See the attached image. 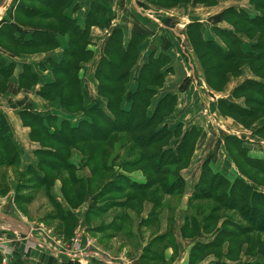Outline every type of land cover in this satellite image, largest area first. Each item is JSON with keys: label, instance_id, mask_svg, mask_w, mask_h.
<instances>
[{"label": "trees", "instance_id": "obj_1", "mask_svg": "<svg viewBox=\"0 0 264 264\" xmlns=\"http://www.w3.org/2000/svg\"><path fill=\"white\" fill-rule=\"evenodd\" d=\"M75 1L13 0V7L7 8L9 15H4L0 22L1 52L4 50L21 55L50 51L58 46V36H69V52L64 61L53 69L58 79L53 86L43 88L41 95L51 98L48 94H54L61 100L66 111L84 112L87 119L77 125L63 122L58 126L57 118L45 119L33 113L25 115L26 124L32 127L31 138L41 146V150L37 152V167H30L25 174H19L24 183L16 187L15 198L17 206L25 208L33 200V196L24 195L25 190H44L52 208L43 217L44 223L57 224L56 230L68 238L67 242L71 241L79 224L75 211L87 201H90L91 206L86 212L84 224L92 233L112 231L107 238L117 237L134 220L129 211L134 213L133 211L138 210V205L145 206L146 203L152 204L153 208L150 219H142L140 225L149 222L154 224L165 206L173 209L171 204H166L167 197L183 200L187 183L182 172L190 167L203 135V130L196 126L185 130L182 124L170 126L167 123L178 105L177 96L166 95L159 101L154 112H150L153 100L163 88L168 75V71H163L169 64L167 56H151L136 76L135 89L130 90L139 49L147 39L146 35L134 34L127 49L122 46L120 33L113 35L106 49V57L100 62L96 72L99 95L107 101L106 110L99 103L90 111L84 109L79 79L81 63L91 55L86 50L90 31L99 24V18L106 14L107 8L101 2H92L87 25L80 29L64 16L65 9L73 7ZM146 1L163 8L187 2ZM213 2L214 0H196V3ZM250 4L257 12L254 16L236 10L228 14L227 21L234 30L221 32L227 49L200 39L197 26L189 27L188 34L212 90L224 91L231 78L242 76L245 66L259 79L248 80L232 92L234 99H243V105L223 101L216 107L222 116L231 118L243 129L252 131L257 139L264 141V0H251ZM11 7L15 11L12 16ZM24 28L36 30L30 39L26 38ZM239 35L254 42L252 52L242 50L243 42ZM14 69L15 66L8 64L0 54V92L7 91ZM27 74L30 73L25 75ZM35 83L36 79L32 77V82L27 87L31 88ZM125 103L129 104L128 110L124 108ZM118 140L121 142L115 145ZM127 144L132 147L127 155L140 152L138 158H128L134 159L133 161H124V149H129ZM116 146L117 153L112 155L111 151ZM224 147L228 160L236 165L237 172L234 178L214 172L210 159L202 165L199 182L189 201L190 213L180 229L183 239L195 241L188 264H202L210 256L216 258L210 264H264V242L256 244L254 241L248 246L244 242L252 234H264V193L258 190L264 188V182L258 179L264 178V157L252 156L245 141L234 136H224ZM76 149L86 154L85 158H79L78 164H74L71 159ZM19 165L20 154L13 144L11 127L0 113V168ZM135 165L143 168L140 172L146 177V183L132 180L130 175L133 172H123ZM103 173L107 174L106 179L100 177ZM109 175L114 177L110 179L104 192H97L96 185L100 186L101 182L109 180ZM27 176L32 179L25 181ZM118 178L126 186L117 184ZM56 181L62 184V199L66 207L51 193ZM204 201L215 203L217 208L210 209L206 214H203L202 206L194 208L195 204ZM114 210L118 213L122 210V214L113 216L110 224L102 228L92 226L95 220ZM140 212L137 216L141 215ZM225 212L231 216L223 221L220 214ZM232 214L240 216L242 223L233 221ZM173 219L175 218H172L171 224L174 225ZM221 221L223 222L219 226ZM228 227L240 230V233L233 232ZM166 238V234L159 236L153 240L154 244H158L160 248V245L166 243ZM239 249L245 251L246 256L260 259L243 263L242 257L235 253ZM63 261L64 264H76L66 258ZM56 262L52 260L51 264ZM15 264L25 263L18 261Z\"/></svg>", "mask_w": 264, "mask_h": 264}, {"label": "crops", "instance_id": "obj_2", "mask_svg": "<svg viewBox=\"0 0 264 264\" xmlns=\"http://www.w3.org/2000/svg\"><path fill=\"white\" fill-rule=\"evenodd\" d=\"M94 1L103 3L107 8V12L99 18V24L92 27L89 34V44L86 49L91 55L87 61L81 63L79 79L84 109L90 111L99 103L102 109L106 110L107 101L99 95V82L96 78V72L100 62L106 57V49L113 35L117 32L120 33L121 43L125 49L128 48L134 34L146 35L147 39H145L139 49V59L137 66L133 70L129 87H136V76L139 70L147 64L151 56H167L169 64L163 71H168V75L163 88L159 90L153 100L150 112H154L159 101L166 95L177 96L178 105L174 115L167 120V123L170 126L182 124L185 130L189 129L190 126H196L203 130V135L197 144L191 165L182 172V176L187 183L185 196L179 208L175 206H173V209L166 208L168 212L166 214L161 212L156 223L145 226L139 225V222L134 228L133 226L129 228L126 226L122 233L111 240L126 239L123 242L125 243L123 244L125 251L120 255L100 251L98 239L89 238L88 236L90 235L86 234L88 229L84 224V220L86 212L91 206L90 201H87L75 211L79 224L73 238L84 231L86 236H79L82 237L81 239L84 243L87 241V248L90 249L92 247V249H86L87 251H85L89 253V257L87 255V257L82 259L74 260L71 258L74 257L71 255L73 248L64 249L59 248L58 245L56 246L55 243L58 240L53 238L52 233L47 228L35 224L32 221L33 219L28 220L26 215L18 211V206L15 202L17 186H13L7 180V176L4 173H0V194L3 196L8 195L4 202H0V237L3 236L5 238L4 243L0 245V264H15L18 261H23L25 264H51L52 260H56V264H64L63 260L65 258L76 264H188L190 251L195 241L194 239H183L180 229L190 213L189 201L199 182L204 162L210 159L214 172L230 178L235 177L237 172L236 165L228 160L224 147V136H234L244 140L245 144L250 148L252 156L258 155L257 153H264V150L255 149L256 146L263 145L264 141L257 139L252 131L243 129L231 118L222 116L216 107L219 102L223 101L230 104L243 105V99H234L232 92L248 80L257 81L259 79L246 66L247 68L244 67L242 69V76L231 78L224 91L216 92L212 90L206 81L204 70L192 47L188 34L189 27L197 26L201 34L200 39L227 49L221 32L234 30L231 23L227 21V16L233 10L245 11L252 16L256 15L257 12L250 4L251 0H214L213 3H196V0H187L186 3L171 8L159 7L146 0H76L73 7L65 9L64 16L76 23L80 29H84L87 25L90 5ZM129 8L134 10L129 11ZM7 11L4 15H9ZM14 14L15 11L13 10L10 16ZM145 14H148V16ZM23 31L27 34L26 38L30 39L31 34L36 30L24 28ZM239 37L243 42L242 50L246 53L252 52L254 42H251L244 35H239ZM194 38L197 39L196 37ZM57 41L58 46L55 49L32 54L23 53L17 55L4 50L1 52L0 49V54L4 60L8 64L15 66L14 73L9 79L7 91L0 92V113L5 116L11 127L13 144L17 147L20 154V165L12 167L19 171V174H25L30 167H37L39 164L37 152L41 150V146L31 138L32 127L25 122L24 117L26 114L33 113L45 119L57 118L58 126L63 122L77 125L87 119L84 112L69 113L66 111L61 105V100L56 98L54 94H48L51 98L41 95L43 88L51 87L57 81L58 78L53 73L54 66L61 64L65 55L69 52L68 35L58 36ZM183 47L187 52L182 51ZM179 63H184L189 68H186L185 71L182 66L178 67ZM26 73L30 74L25 75ZM32 77L36 79V83L31 88H28L27 86L32 82ZM230 86L232 87L230 88ZM192 88L191 93H194V96L197 97V101L200 102V111L202 110V113H199L202 116L199 117L197 114L192 117L191 105H188L192 104V97L188 95L186 99L181 98L184 96L183 92H187ZM200 92L208 97L211 104V112L214 113L215 118L219 121L221 120L220 122L225 121L231 124L228 126L229 132L226 130V132L220 131L218 132L219 134H216L215 131L212 132L213 129H206L203 123H199L201 118H205L204 107L198 96ZM124 108L128 110L129 104L125 103ZM185 120H196L197 123L188 124L189 121L186 122ZM257 141L260 142L258 143ZM199 152L202 153V160L198 163L197 155ZM79 160V157L76 156V160H73V163L78 164ZM131 176L138 180L144 179L142 173H133ZM30 178L32 179V177L27 176L24 179L29 181ZM61 185L60 181H56L51 193L57 201L66 207L62 199ZM31 194L33 195V200L28 204L31 206L36 201L38 194H44L46 199L48 198L44 190L24 192L25 196ZM9 203L11 205H8ZM149 208L150 206L145 207V213L148 214L150 212ZM30 209L29 207V211ZM173 210H175L174 213ZM29 211L28 214L30 215ZM131 216L134 219L132 214ZM110 217H112V212H110ZM172 218H175L173 219L174 225L171 224ZM112 220L113 217L109 219L107 224H110ZM141 230H146V241L140 239ZM165 234L167 236L166 243L163 246L160 245L159 248V245L154 244L153 240ZM102 237L105 240L109 239L105 233L102 234ZM90 240L94 241L95 244L91 245ZM136 240L138 241L136 242ZM83 246L85 248L83 244H81L80 248H83ZM57 247L59 249H56ZM54 251L58 252L55 256L52 255ZM81 252L83 253L82 250ZM60 254L64 256H60ZM142 255L144 257H141ZM259 259L248 257L242 262L252 263Z\"/></svg>", "mask_w": 264, "mask_h": 264}, {"label": "rangeland", "instance_id": "obj_3", "mask_svg": "<svg viewBox=\"0 0 264 264\" xmlns=\"http://www.w3.org/2000/svg\"><path fill=\"white\" fill-rule=\"evenodd\" d=\"M12 2H13V0H8L6 6L0 12V18L4 16L7 8H9L10 6L13 7L14 3H12ZM11 10H13V8ZM130 10H134V9L129 8V11ZM138 11H141V10H138ZM148 14H150V13H148ZM148 14H145V15L148 16ZM246 29L247 28L244 29V32H246L245 31ZM182 51L183 52H187L184 47H183ZM181 59H182V57H181ZM179 66H182L183 68H185V71H186V68L187 69L189 68V66H187V65L185 66L184 63L183 64L179 63L178 64V67ZM231 87L232 86H230V88ZM134 89H135V86L130 87V90H134ZM192 90H193V88L190 89L187 92H183L184 93V96L181 97V98L186 99V98H188L187 97L188 95L192 97V101H193L192 104H188V105H191L190 111H192V114H193L192 117L195 116L194 114H197L198 117H199V116H202V114L199 115V113L202 111V110L200 111V108H199L200 107V102L197 101V97L194 96V93H191ZM198 96L200 98V101H201L202 106L204 107L203 109H204V113H205V116L203 115L205 118H201L200 121H199V123H203V126L206 129H213L212 132L215 131L216 134L218 132H220V131L221 132H226V130L229 132L230 129H229L228 126H230L231 124L230 123H226L225 121L220 122L221 120L219 121V120H217L215 118L214 113L211 112V104L209 103L208 97L205 96L202 92H200ZM185 121L188 122L189 120H185ZM194 123H197L196 120H191V121L188 122V124H194ZM209 131H211V130H209ZM121 139H123V138H121ZM120 140H118L115 145H118L121 142ZM129 142H130V140H129ZM127 145L129 146V149H124V152H126V157L124 156V161L125 160L133 161L134 159H128V158H132V157L138 158L139 155H140V152L137 153V154L135 152L132 156L127 155L131 151V148H132V147H130V144H127ZM261 146H256L255 149H257V150H264V144L263 145L261 144ZM117 150H118L117 149V146L114 147L112 149V151H111V154L112 155H115L117 153ZM257 154H258L257 156L264 157V153H257ZM76 156L79 157V158H85L86 157V154L83 153V152H81V151H79L78 149H76L75 150V155L73 154V156H71V159L72 160H76ZM201 158H202V153L199 152V154L197 155V162L198 163H199L200 160H202ZM84 164H86V163H84ZM119 165L121 166L122 163H120ZM119 165H117V170H119V168H120ZM142 169L143 168H140L139 166L135 165V166H132L131 168H129L128 170H124L123 172H127L129 174L131 172H133V173H141L140 171ZM86 171H87V169H86ZM0 173H4L7 176V180H9L10 183L13 186H18L21 183H24V180H21V177L19 178V171H17L16 169H14L12 167H3L0 170ZM117 173H119V172H117ZM100 177L101 178L103 177V179H106L108 176H107L106 173H103V174H101ZM113 177L114 176L109 175V180H107L106 182L105 181L101 182L100 183V186L96 185L97 186V188H96L97 192H100V191L104 192L106 186L110 183V179L113 178ZM130 178L132 180H135V182L141 183V184H144L147 181L145 176H144V179H142V180H138L137 178H133L131 175H130ZM258 179H259L260 182H264V178L263 179L262 178H258ZM117 181H118L117 184L126 186L125 185L126 183L124 181H122L121 179L118 178ZM129 181H131V180H129ZM19 188H22V187H19ZM258 190L260 192H263L264 193V188L261 187V189H258ZM26 191H29V190H25V192ZM29 196L32 197L33 195L31 194ZM7 197H8V195L3 196V195L0 194V202H4V200L7 199ZM36 198L37 199H36V201L34 203H32L33 204L32 206L31 205H28V206H25V208H21V207L18 206V211L21 214L26 215L28 220L29 219L30 220L33 219L32 221L35 222V224L40 225L41 227L47 228L50 231V233H52L51 235L53 236V238L58 240V242H57L58 244L55 243V245L56 246L58 245L59 248H64V249H68V248L72 249L73 248L75 250H78L77 251L78 252L77 255H75V252L71 253V255H74V257H71L70 256L72 259H74V260H76V259H82L84 257H87V255L89 257V253L88 252H85V251L91 250L92 247L90 249L87 248V246H88L87 245L88 244L87 241H86V243H84L83 240L81 239L85 235L84 231L80 232V234H78V236L72 238L70 242H67V239L68 238H66L61 232H59V231L56 230L57 224H54V223H52V224L44 223V219H43L44 215L47 214V213H50L52 211V208L49 206L48 200L46 199L45 195L44 194H38ZM166 199H167L166 200V204H168V206H171L172 205V206H175V207H178L179 208L180 205L182 204V200L181 201H178L177 199L168 198V197ZM8 205H11V204L9 203ZM142 205L141 206L138 205V210L137 211H133L134 213H132L131 211H129L134 216V220H133V222L130 225L127 226V228H129L130 226H133V228H134L135 225L137 223L139 224L140 220H142V219L143 220L150 219L149 218V215H150V212H151V210L153 208L152 204L146 203L145 206L144 205L142 206ZM148 206H150V208H149V211L150 212L147 214V213H145V211H143V209H145V207H148ZM197 206H202V208H203V214L208 213V211L210 209L217 208V205L215 203H213V202H210V201H204V202H202L200 204H195V207L194 208H196ZM29 207L31 208L30 211H29ZM117 209H119V208H117ZM165 210H166V206H165L164 209H162L161 212L163 214H166L168 211L166 210V212H165ZM28 211L31 213L30 215H31L32 218L28 214ZM139 212L141 213V215L137 216V214H139ZM120 214H122V210H120L119 213L117 212V210H114L112 212V217L113 216H116V215H120ZM163 214H162V216H163ZM220 215H221V218H222L223 221H224V218L231 216V215H228L226 212L224 214H220ZM112 217H110V211H109L108 213L104 214V216L101 217L100 219L95 220V222H93L92 226H94V227L99 226V227L102 228V226H105L107 224V222H109V219H111ZM164 218H165V215H164ZM161 220H162V218H161ZM232 220L233 221L236 220L237 222L242 223L240 216H238L237 214H232ZM223 221L220 222L219 226H221V224H222ZM149 225H150V222L148 224H146L145 226H149ZM241 225H243V224H241ZM228 228H230V230L233 231V232L240 233V230H236L233 227H228ZM111 232L112 231H107V232H103V233H105L106 235H108ZM86 234L90 235V236H88L89 238L92 237V238H97L98 239L100 245L99 246L97 245V246L99 247V250L100 251H105L107 253H113V255H120L122 252L125 251L123 249V244H125V243H123V242H125L126 239H124V238H118L119 240H117V241H115V240L111 241L112 239H110V238L109 239H106V240L103 239L102 233H98V232L97 233L96 232L92 233L89 230H87L86 231ZM79 235H81L82 237H80ZM241 237L242 236L239 237V241L241 240ZM246 238L247 239H244V242L246 243V246H248L249 244H252L254 241L256 242V244H258L260 242H264V234L263 233L262 234L255 233V234H252L251 237H246ZM140 239H143L144 241H146V230L145 231L144 230H141ZM137 241L138 240H136V242ZM248 241H249V243L247 244ZM89 242H91V245L92 244H95L94 241H92V240H90ZM80 243L83 244V245H85V248H84V246H83V248H80L81 247V244ZM52 245L55 246L54 244H52ZM77 245L79 246V248H77ZM59 248L57 247L56 249H59ZM80 249L83 251V253L80 252ZM56 253H58V252L54 251V252H52V255L55 256ZM131 253H133V252H131ZM235 253H236V256L242 257V261H244V259L250 257V256H246V252L245 251L242 252V249L241 250L240 249L237 250ZM60 256H64V255L63 254H60ZM141 257H144V255H142ZM214 261H216V258L213 257V256H210L202 264H210L211 262H214Z\"/></svg>", "mask_w": 264, "mask_h": 264}, {"label": "water", "instance_id": "obj_4", "mask_svg": "<svg viewBox=\"0 0 264 264\" xmlns=\"http://www.w3.org/2000/svg\"><path fill=\"white\" fill-rule=\"evenodd\" d=\"M8 0H0V12L2 9H4V7L6 6ZM2 17L0 18L1 21Z\"/></svg>", "mask_w": 264, "mask_h": 264}, {"label": "built area", "instance_id": "obj_5", "mask_svg": "<svg viewBox=\"0 0 264 264\" xmlns=\"http://www.w3.org/2000/svg\"><path fill=\"white\" fill-rule=\"evenodd\" d=\"M4 241H5V238L3 237V236H1L0 237V245H2V243H4ZM77 248H79V246L77 245ZM78 250H73V252H75V255H77V252ZM80 252H81V250H80ZM72 256H74V255H72Z\"/></svg>", "mask_w": 264, "mask_h": 264}]
</instances>
